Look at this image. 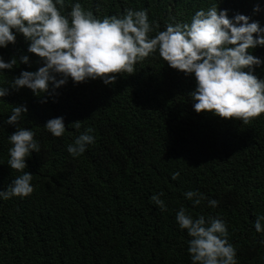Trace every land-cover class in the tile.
Instances as JSON below:
<instances>
[{
    "label": "trees",
    "instance_id": "obj_1",
    "mask_svg": "<svg viewBox=\"0 0 264 264\" xmlns=\"http://www.w3.org/2000/svg\"><path fill=\"white\" fill-rule=\"evenodd\" d=\"M76 3L101 20L146 10L150 38L169 23L190 24L198 10L213 6L264 28V0H64L57 7L70 20ZM13 32L15 44L0 48V56L8 62L26 55L29 63L0 70V88H9L0 98V191L23 174L8 165L9 136L17 126L33 131L39 152L26 158L23 170L32 174L33 192L0 198V264H192L191 237L176 220L181 208L194 219L222 220L237 264H264V231L255 229L264 216V113L247 124L197 113L189 96L194 74L171 68L158 49L114 84L69 78L55 92L50 85L47 96L14 90L13 80L43 61ZM250 53L261 60L254 74L264 79V46ZM20 105L28 112L17 126L8 125ZM57 117L66 128L61 137L45 127ZM76 121L79 129L72 126ZM88 129L95 142L74 157L67 147ZM188 191L202 194L199 205L198 197H185ZM154 195L166 210L152 201Z\"/></svg>",
    "mask_w": 264,
    "mask_h": 264
},
{
    "label": "clouds",
    "instance_id": "obj_2",
    "mask_svg": "<svg viewBox=\"0 0 264 264\" xmlns=\"http://www.w3.org/2000/svg\"><path fill=\"white\" fill-rule=\"evenodd\" d=\"M64 0H0V48L15 44L16 33L22 34L28 44V52L43 61L37 71H22L10 88L27 87L37 96H47L65 85L70 78L75 84L87 79H100L104 84H114L117 75H132L135 64L151 53L159 51L160 57L173 69L194 74L196 88L189 93L197 113L208 112L222 119L240 120L247 124L264 113V79L254 74V66L261 60L250 53L257 46H264V28L258 21L250 22L248 16L236 14L232 19L227 10L213 6L207 11L198 10L190 24L169 23L166 30L150 38L153 31L146 10H126L122 17H104L102 20L76 3L69 13L70 20L61 14ZM259 6L254 8L258 12ZM255 34V35H254ZM29 63L28 56L19 61L13 56L5 62L0 56V70H11L17 63ZM58 77H60L58 79ZM9 88H0V98L9 94ZM46 102V101H45ZM24 105L15 106L7 119L8 125H18ZM79 129L80 121L72 124ZM46 129L55 137H61L66 128L62 117L47 121ZM91 129L81 134L67 151L75 156L83 154L86 146L94 143ZM8 165L23 174L13 180L8 190L0 191L5 200L27 197L33 192L32 174L24 172L25 160L32 152H39L31 130L20 128L9 136ZM179 173L172 178L177 179ZM162 195V194H161ZM185 197L199 205L204 197L188 191ZM152 201L164 211L166 206L158 195ZM210 200L209 205L217 206ZM176 220L186 229L188 251L192 264H237L235 248L228 242L225 223L204 216L193 218L181 208ZM257 217L255 229L264 231Z\"/></svg>",
    "mask_w": 264,
    "mask_h": 264
}]
</instances>
